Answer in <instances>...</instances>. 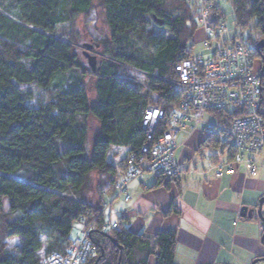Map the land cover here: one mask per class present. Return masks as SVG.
I'll return each instance as SVG.
<instances>
[{
    "label": "trees",
    "instance_id": "trees-1",
    "mask_svg": "<svg viewBox=\"0 0 264 264\" xmlns=\"http://www.w3.org/2000/svg\"><path fill=\"white\" fill-rule=\"evenodd\" d=\"M217 1L211 0L213 25L224 23ZM228 1L237 26L245 30L255 20L253 28L263 40L264 0ZM97 2L110 39L104 52L108 61L92 72L83 68L74 46L55 34ZM14 7L18 20L0 9V264L65 258L73 241L83 237L81 229L72 238L75 224L91 227L90 241L98 249L85 264H148L150 256L156 264H174L176 231L158 233L151 249L144 236L111 223L106 212L122 198L115 197L114 185L126 161L145 142L141 119L147 104L156 102L153 95L171 103L178 99L175 68L195 56L196 2L14 0ZM153 25L169 37L154 36ZM122 66L147 77L146 84L128 81ZM90 73L94 98L85 84ZM29 86L35 92L24 88ZM203 144L210 149L224 143L214 137ZM114 147L130 148L119 162V175L117 163L110 162ZM258 220L264 237V222ZM109 224L117 228L107 229ZM142 247L148 257L137 261L134 255Z\"/></svg>",
    "mask_w": 264,
    "mask_h": 264
},
{
    "label": "built area",
    "instance_id": "built-area-1",
    "mask_svg": "<svg viewBox=\"0 0 264 264\" xmlns=\"http://www.w3.org/2000/svg\"><path fill=\"white\" fill-rule=\"evenodd\" d=\"M189 1L196 2L203 51L209 56L195 55L176 66L179 96L175 103L153 95L156 102L147 104L141 119L146 139L139 152L126 161L125 172L114 185L117 198L128 201L129 188L147 176L165 183L176 181L183 173L177 162L178 137L184 134L187 141L200 126L208 141L218 137L226 145L224 149L223 145H212L205 158L215 179L234 176L243 163L251 177L257 175L255 159L264 151V87L259 58L245 44L223 38L226 25L212 24L215 6L211 0ZM206 116L211 121H205ZM112 202L104 206V212ZM91 230L82 228L83 237L73 241L65 258L54 256L45 264H85L98 250L90 241Z\"/></svg>",
    "mask_w": 264,
    "mask_h": 264
},
{
    "label": "crops",
    "instance_id": "crops-1",
    "mask_svg": "<svg viewBox=\"0 0 264 264\" xmlns=\"http://www.w3.org/2000/svg\"><path fill=\"white\" fill-rule=\"evenodd\" d=\"M202 37L199 34L195 42ZM184 137L180 145L194 151L204 148L207 141L202 130L187 141ZM129 149L112 150L110 162L117 163L118 175L123 170L119 162ZM177 162L183 173L176 181L156 186L157 180L147 176L129 188V200L122 199L129 203L133 195L134 208L120 214V219L127 221L123 228L144 236L151 249L158 233L176 231L174 264H252L264 257L259 220L240 218L242 207L256 208L264 196V178L258 176V168L257 175L251 177L243 163L234 176L221 179H215L209 170L197 182L196 170L190 171L186 164L190 161ZM74 229L80 233L82 225L75 224ZM147 252V247H142L134 257L145 261ZM156 261L155 256L147 259L148 264Z\"/></svg>",
    "mask_w": 264,
    "mask_h": 264
},
{
    "label": "rangeland",
    "instance_id": "rangeland-1",
    "mask_svg": "<svg viewBox=\"0 0 264 264\" xmlns=\"http://www.w3.org/2000/svg\"><path fill=\"white\" fill-rule=\"evenodd\" d=\"M217 5L220 9L221 14L224 16V23L227 29L223 38L231 42L237 40L239 43H243L249 48L254 49L255 45L262 40V37L253 28L256 23L255 20H252L251 24L249 23L248 27L245 30H242L236 24L235 11L231 2L228 0H218ZM0 9L14 20H18V17L16 15L17 13L14 7V0H0ZM149 31H151L154 36L166 38L169 37V34L166 30L159 28L156 25H153ZM199 34H202L200 29L198 30V35ZM55 36L57 38L64 39L70 42L74 46L76 54L80 57V63L86 70L90 71V67L88 64V60L84 54L89 55L90 57H95L97 66L103 62L108 61V56L104 55V52L107 46L106 43L110 39V34L105 24L104 9L98 2L93 5L92 10H90L87 14L80 15L68 25L60 26L57 29ZM196 41L197 42L194 41L193 54L201 55L202 57L207 58L209 55L208 53L203 51L201 40ZM262 54L264 55V53ZM259 61L262 68L263 63L260 57ZM91 74L92 73H90L89 75L86 74L85 84L89 89V93L92 94V97L94 98L93 92L95 86V78L93 74ZM121 75L127 77L128 79H133L134 81L142 85L146 84L147 81V77L145 78L137 71L126 68L124 66L121 67ZM24 88L35 92L34 86ZM205 121H211V119L206 116ZM90 126L92 127V134L95 133L96 127L92 123L90 124ZM202 129L203 126H200L197 134ZM184 139V134H180L178 137V143H182L181 141H183ZM209 154L210 149L207 148H201L200 151H194L192 149H189L187 146H181L177 151V160L180 161L181 164L184 163L185 158L190 161L186 164L188 165L190 171H193L194 169L196 170V173L198 175L193 177L198 182L200 181V178H203L204 173L209 171V166L207 162L204 161V158H208ZM256 166L259 170L258 176L264 178V151L261 153V155L258 156ZM92 184L94 186H97L98 184V178L95 174L92 176ZM262 198H264V196ZM133 202V195L131 196V201L129 203H125L122 198L114 200L113 206L106 212V215H110L111 217V223H117L124 227L127 221L120 219V214L133 209ZM78 236H80L78 230L74 229L72 232V238L74 239ZM12 245L15 246L16 243H13ZM257 264H264V261H259Z\"/></svg>",
    "mask_w": 264,
    "mask_h": 264
},
{
    "label": "water",
    "instance_id": "water-1",
    "mask_svg": "<svg viewBox=\"0 0 264 264\" xmlns=\"http://www.w3.org/2000/svg\"><path fill=\"white\" fill-rule=\"evenodd\" d=\"M156 22L158 24H162L161 21H157ZM264 49V39L261 40L259 43H257L255 45L254 51L256 52V54L260 57L263 66L260 72V75L263 76L264 75V56L262 55V50ZM85 57L88 60V64L90 69L92 70V72H96V68H97V62H96V58L95 57H90L89 55L84 54ZM264 198H262L259 202V204L257 205L256 208H248V207H242L241 212H240V218L242 219H253L254 217H257L258 219H260L262 222H264ZM113 242L114 240L111 239ZM262 242L264 243V237L262 238ZM259 261H264V257L259 258L257 260H255L252 264H257Z\"/></svg>",
    "mask_w": 264,
    "mask_h": 264
}]
</instances>
